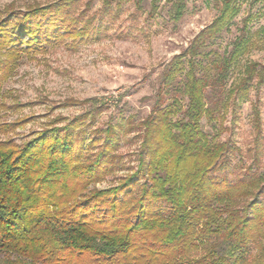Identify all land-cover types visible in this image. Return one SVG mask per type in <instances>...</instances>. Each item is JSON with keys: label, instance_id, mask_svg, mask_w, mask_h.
Here are the masks:
<instances>
[{"label": "trees", "instance_id": "trees-1", "mask_svg": "<svg viewBox=\"0 0 264 264\" xmlns=\"http://www.w3.org/2000/svg\"><path fill=\"white\" fill-rule=\"evenodd\" d=\"M210 1L215 18L173 58L164 76H183L182 116L172 118L179 109L174 103L155 106L141 124L136 169L116 185L90 188L113 171L116 143L108 126L97 154L81 157L69 128L82 115L41 128L21 143L0 139V253L6 264H264V247L251 262L245 260L249 244L264 231L262 178L230 184L214 176L228 145L216 140V124L212 137L201 128L202 118L220 121L215 110L244 99L254 76L261 82L262 74L256 62H245L222 100L207 105L205 88L224 85L230 67L253 46L241 37L222 56L205 64L198 59L199 37H214L238 13L234 0ZM150 3L153 10L156 0ZM59 6L28 8L14 23V35L0 22V47L36 42L40 24L32 26L30 19ZM170 7L177 21L185 0H171ZM26 119L0 124V132Z\"/></svg>", "mask_w": 264, "mask_h": 264}, {"label": "rangeland", "instance_id": "rangeland-1", "mask_svg": "<svg viewBox=\"0 0 264 264\" xmlns=\"http://www.w3.org/2000/svg\"><path fill=\"white\" fill-rule=\"evenodd\" d=\"M234 1L237 15L214 37H199L203 46L197 57L205 64L210 58L222 56L241 37L249 38L253 46L230 67L224 85L205 88L207 105L222 100L224 89L247 61L258 64L262 81L254 76L244 99L230 101L225 111L216 107L215 114L220 113L222 119L202 118L201 128L212 137L216 124V140L228 145L220 168L212 172L214 176L230 184L261 177V186L264 0ZM61 2L0 0V22L6 25L9 35L16 34L14 23L28 8L60 4L46 15L30 19L32 26L40 24L36 42L18 41L0 47V124L27 118L22 126L0 132V139L21 143L41 128L50 124L63 126L82 115L77 126L69 131L78 143L81 157L91 158L101 147L103 130L109 126L116 143L113 171L90 186L102 189L116 185L136 169L143 137L141 124L156 105L174 103L179 109L172 118L182 116L187 103L180 89L183 76L177 74L172 80H164V76L173 58L190 47L212 22L217 8L210 0H185L182 17L174 21L171 0H156L153 10L150 0L139 5L136 0ZM263 247L264 231L249 244L245 260L251 262ZM0 264H6L3 253Z\"/></svg>", "mask_w": 264, "mask_h": 264}]
</instances>
